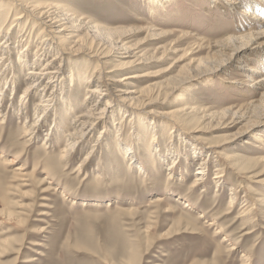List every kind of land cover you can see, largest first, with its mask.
<instances>
[{
  "label": "rangeland",
  "instance_id": "rangeland-1",
  "mask_svg": "<svg viewBox=\"0 0 264 264\" xmlns=\"http://www.w3.org/2000/svg\"><path fill=\"white\" fill-rule=\"evenodd\" d=\"M31 1L69 11L74 37L47 47L27 19L10 30L14 0H0V264H264V51L241 38L244 12L228 0H216L226 11L212 0ZM84 23L109 38L86 33L94 48L79 50ZM37 67L60 74L22 98ZM127 74L144 76L116 82ZM92 107L107 110L60 160Z\"/></svg>",
  "mask_w": 264,
  "mask_h": 264
},
{
  "label": "bare ground",
  "instance_id": "bare-ground-1",
  "mask_svg": "<svg viewBox=\"0 0 264 264\" xmlns=\"http://www.w3.org/2000/svg\"><path fill=\"white\" fill-rule=\"evenodd\" d=\"M9 1H11V0H9ZM153 2H154V0H153ZM228 2H227L228 8L224 7V6H220V4L216 0H212L211 4H216V6H218L219 8H222V11H226V8H227L228 11L233 13V14H234V12H244V15L242 16V20H243L242 25L248 24V26H250L252 29L250 32L244 34L243 37H241V38H246L247 42L252 43V45H254L253 49H257L259 52H263L264 51V9L259 6V3H261L262 0H253V1H251V0H248V1H246V0H228ZM262 4H263V2H262ZM262 4H260V5H262ZM10 9H14L17 12V16L14 18L13 24L10 25L9 29L12 30L13 28L16 27V25L21 24L22 23L21 21H24L25 19H27V21L24 24H25V26H28L29 32L31 33V31H33V30H36V31L40 30L39 33L43 37L42 42L43 41L48 42V43L50 42V44H47L48 45L47 47H51V45H52L51 43L52 42L55 43V41L56 42L60 41L61 43L63 42L65 44L66 42L70 41L74 37V34L71 33V31L74 30V25H71L73 23L72 22L73 21L72 14H70L69 11L65 10L62 6H60L58 4L43 3V2L41 3V2H35V1H31V0H14V3L11 4ZM18 21H20V22H18ZM11 27H13V28L11 29ZM30 27H33V29ZM55 30H57V31H55ZM75 30H77L78 32L83 31L85 33V36L81 37L80 40H77L76 42H74V45H77V48L79 50L84 49V47H86V49H84V50H89L91 48H94V45H92L91 43L84 44L81 42V41H85L86 33L88 35H91L92 37H97L98 39H100L102 41H104L106 38H109L108 36H105L106 38L104 39L103 38L104 35L102 34L100 29H98L96 26H89L88 24H85V23L83 24L82 27L80 26V29H75ZM6 34H8V32ZM24 35L22 37H24ZM231 38H232V40L237 39L236 36L231 37ZM51 40H52V42H51ZM115 44H117V43H114V45ZM243 44L244 43H242L240 45V47H235L233 49V54H236V55L241 54L242 48L244 47ZM4 45H6V47H7L6 41L1 46H4ZM52 49H53V47H52ZM118 49L122 51L121 54L118 55L119 57L125 56L123 58H127V56H129L128 53L126 52V50L122 49L121 46H118ZM24 51H25L24 48L21 49V51H19V53L23 55L22 57H25V53L23 54ZM87 56L89 58H94V57L89 56V55H87ZM138 64L139 63L134 62V61L128 62V63H122L121 65H119V67H117L116 69H113V70L114 71L124 70L126 68L134 67L135 65H138ZM56 74L59 75L60 73L58 71L47 72L45 68H39V67L35 68L34 70L28 71L27 72V75H28L27 80H29V83L25 86L26 88H24L25 90L23 92L22 98L23 97L26 98L27 96L32 95L39 88L40 89L47 88L48 82H44L43 80L46 79L47 77H51V76L56 75ZM143 76L144 75L137 76V75H133V74H127V75H123L122 77L117 79L116 82L122 83V84H128V83H130L129 81L137 79V78H141ZM262 80H264V78ZM127 92L128 93L121 91V94L129 95V97H132V98H133V96H131V94L136 95L135 92H131V91H127ZM169 95H166L163 98V100H166L169 97ZM1 96H3L2 91L0 92V106H1L3 99H4ZM126 99H128V98L126 97ZM96 105H94V106H96ZM106 110H107V107L100 108V109H96V108L94 109L92 107L90 110H88L85 113L80 114L76 117V124L79 125V128H77L76 130L72 131V133L67 135V138H68L67 141L68 142L65 145L66 149H64L62 152L60 151L61 152L60 160H62V159L66 160L70 156V152L73 151L74 146L77 143H80L83 139H85L91 133L92 130H94L95 125H98V123L101 121L102 116L106 113ZM187 110H189V109L186 106L182 105V106H179V107L173 109L170 113H168V116L171 115L176 120H178L179 117L184 115L185 111H187ZM43 115L44 114H41L40 116L38 115L36 122L42 120ZM33 133L34 132L31 128V129L25 131V136H28L31 138ZM222 156H223V154H222ZM48 160H50V158H48ZM13 163H15V162L13 161V162L9 163V165L13 164ZM172 164H174V162H172ZM80 165L77 167V169L80 168ZM199 166L200 167L196 171V174H198V176L195 178V181L192 183V185L187 189L188 194H191L192 192H194L202 184V178L204 177V174H205L204 173V170H205L204 167H206V165L202 163V164H199ZM202 166H204V167H202ZM23 170L24 169L22 167L16 169V171H18L20 174H21V171H23ZM169 170H172V167L169 168ZM16 174H17V172H16ZM17 177H18V174H17ZM201 199H202V197H201ZM214 199H215V197H214ZM233 200L234 199L232 198V201ZM232 209L233 208H232V205L230 202L228 204V207H227V212L224 213L223 216L226 217L229 214V212L231 213ZM245 234H247V233L244 232L243 235H245ZM231 250H233V249H231Z\"/></svg>",
  "mask_w": 264,
  "mask_h": 264
}]
</instances>
